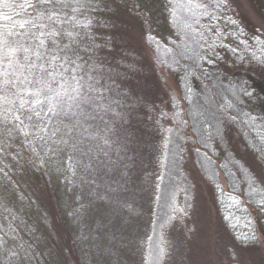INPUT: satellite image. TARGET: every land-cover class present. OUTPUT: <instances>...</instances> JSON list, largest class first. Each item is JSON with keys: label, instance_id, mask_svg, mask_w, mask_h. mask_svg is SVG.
<instances>
[{"label": "trees", "instance_id": "16d2710c", "mask_svg": "<svg viewBox=\"0 0 264 264\" xmlns=\"http://www.w3.org/2000/svg\"><path fill=\"white\" fill-rule=\"evenodd\" d=\"M125 1L133 15H146L147 20L138 19L143 28L140 53H144L141 57L146 53L147 61L151 59L154 81L162 88L159 72L167 73L180 97L173 93L160 95L159 101H154L157 111H153L152 119L150 117V131L134 133V140L138 136L141 148L146 144L152 148L151 200L147 204L149 223L142 246V264H153V256L161 261L166 259L168 233L173 227L186 229L187 234L193 235L197 188L185 166L188 159L208 185L218 220L231 242L239 249H257V235L264 234V184L256 179L258 174L264 173V139L257 134L264 135V34L247 23L232 0H227L222 7L216 6L217 0H158L162 6L160 32L153 29L156 25L150 21L149 9L147 12L138 7L134 9ZM249 1L264 19V0H261L263 4ZM9 2L19 4L23 0ZM92 4L84 13L92 21L87 30L71 29L70 24L63 27L87 32L82 45L87 52L81 54L88 61L90 74L110 88L112 84L98 71L109 67L112 72L119 71L123 75L119 66L132 55L127 56L122 49L121 39L111 36L107 23H113L114 18L105 16L111 4L107 0H92ZM0 11L11 12L14 19H21L11 8L0 5ZM100 91L104 92L103 87ZM100 103L112 109L111 104ZM110 112L93 113L94 119L83 122L88 133L96 129L95 139L88 133L77 132L74 137H66L68 145L42 143L17 135L7 137L0 127V168L10 165V171L14 172L11 164L16 161V153L9 152L18 150L15 143H22L24 150L32 148L44 158L43 168L35 167L34 172L44 170L48 180L63 177L73 167L74 157L70 156L79 152V156L84 157L89 148L86 143L92 144V140L96 145L97 140H101L100 145L105 143L108 132L97 139L101 134L97 129H101ZM97 121L102 122L95 126ZM73 139L78 141L75 148L71 146ZM5 144L13 149L6 151ZM242 155H247L257 170L249 166ZM79 165L82 169L87 162ZM219 175L225 182L224 188L218 181ZM7 179L5 173L0 175V188L4 193L0 201H5L0 202V238L6 242L12 239V242L0 245V264H23L21 246L31 248L33 255L36 254L37 244H42L41 237L30 240L40 232L37 222L47 224L49 219L42 210L41 217L33 213L36 203L22 192L26 187L20 191ZM19 224L26 227L23 230L28 236L27 242L22 241L19 230L14 229Z\"/></svg>", "mask_w": 264, "mask_h": 264}, {"label": "rangeland", "instance_id": "374dc122", "mask_svg": "<svg viewBox=\"0 0 264 264\" xmlns=\"http://www.w3.org/2000/svg\"><path fill=\"white\" fill-rule=\"evenodd\" d=\"M107 1L111 7L106 6L105 16L114 18L113 23H107L111 36L121 39L122 49L126 51L127 56L132 55L128 57V62L125 60V64L119 66V70L124 71L123 75L119 71L112 72L109 67L105 71H98L99 75L108 79L113 86L107 88V84H102V102L111 104L112 109L109 107L111 112L101 124V129H97L101 133L97 139H101L108 132V136L105 135L107 143L100 145L101 140H97L96 145V141L92 140V144H85L89 148H84L87 149L84 157H80L79 152L72 156L69 154L68 156L74 157L73 167H70L63 177L58 176L57 180L50 177L48 180L44 170L34 172L36 168H43L44 158L39 156V151L32 148L24 150L22 143H15L14 146L18 150L9 152L16 153V161L11 164L14 172L10 171V165L2 168L3 170L0 168V175L5 173L7 180L20 191L26 187L22 192L31 202L36 203L33 205V213L41 217L42 210L49 219L47 224L43 221L37 222L40 232L37 236H30V241L41 237L39 240L42 244H37L36 254L33 255L34 250L31 248L22 249L26 246H21L19 253L24 258H21L23 264L143 262L142 246L149 223L147 204L151 200L149 166L152 148L150 147L151 152L148 144L141 148L138 136L136 141L134 140V133L150 131V117L152 119L153 111H157L154 101H159L160 95L173 93L180 97L176 85L167 73L159 72L162 88L159 87L153 79L151 59H145L146 53L141 57L144 53H140L139 39L143 28L139 20H147L146 15H133L128 10L127 3H124L127 2L125 0ZM254 1L261 3V0ZM128 2L134 9L138 7L145 12L150 10V21L156 25L153 29L160 32L162 6L158 0ZM232 2L247 23L264 34V19L253 8L252 3L249 0ZM100 123L95 122V126ZM141 124L142 126H139ZM90 133L95 136L96 129H92ZM10 146L5 144L6 151L13 149V146ZM243 156L247 158V155ZM83 162H87V166L80 169L79 164L82 165ZM186 162V169L191 173L189 175L197 188L195 212L192 216L193 235L187 234L186 229L173 227L168 233L169 253L166 259L161 261L157 256H153L151 263L264 264V234L257 235V249L237 248L218 220L208 185L200 178L191 159ZM246 163L257 170L251 159L247 158ZM218 181L224 188L225 182L221 175ZM2 191L3 188H0V196L4 194ZM0 202L5 201L1 199ZM14 229L19 230L22 241H28L24 232L25 226L19 224ZM13 238L18 242L15 235ZM7 241L9 244L12 239Z\"/></svg>", "mask_w": 264, "mask_h": 264}, {"label": "snow or ice", "instance_id": "6c2138e0", "mask_svg": "<svg viewBox=\"0 0 264 264\" xmlns=\"http://www.w3.org/2000/svg\"><path fill=\"white\" fill-rule=\"evenodd\" d=\"M226 4L227 0L216 2L217 7ZM0 5L21 17L17 20L11 12L0 11L2 133L68 145L66 137L88 133L83 122L94 119L93 113L111 110L100 103L103 85L90 74L81 54L87 52L82 47L87 32L63 27L70 24L71 29L87 30L92 21L84 13L93 7L92 0H23L19 4L0 0ZM77 143L73 139L71 146ZM256 179L264 184V173ZM6 243L0 238V245Z\"/></svg>", "mask_w": 264, "mask_h": 264}]
</instances>
